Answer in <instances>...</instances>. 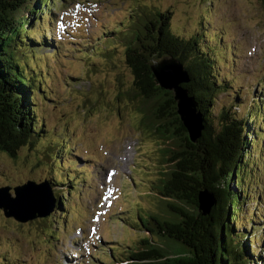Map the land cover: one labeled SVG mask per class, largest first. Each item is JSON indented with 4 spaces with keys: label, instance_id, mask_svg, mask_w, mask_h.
Wrapping results in <instances>:
<instances>
[{
    "label": "rangeland",
    "instance_id": "rangeland-1",
    "mask_svg": "<svg viewBox=\"0 0 264 264\" xmlns=\"http://www.w3.org/2000/svg\"><path fill=\"white\" fill-rule=\"evenodd\" d=\"M54 4L56 19L47 33L58 43L37 48L30 57L40 77L48 79L44 85L50 98L37 97L46 139L36 147H22L16 158L0 151V187L11 186L14 194L13 187L42 183L52 175L57 178L52 184L54 205L61 200L62 209L53 211L54 218L51 214L28 222L6 217L0 209V262L4 255L18 264H124L147 236L133 227L140 223L138 215L145 218L160 210L161 201L150 186L165 167L159 162V141L140 126L141 115L125 94L133 81L124 61L125 46L115 34L107 38L103 33L119 30L142 6L169 10L172 30L184 37L205 27L213 39L208 44H215L218 79L228 84V91L217 93L214 111L229 106L231 113L244 116L254 97H264V0ZM173 62L169 57L157 61L156 70ZM260 166L239 217L247 212L257 216V252L264 256V243L258 242L264 235V159ZM61 188L65 200L58 195ZM247 227L251 232V221ZM154 240L163 242L158 236Z\"/></svg>",
    "mask_w": 264,
    "mask_h": 264
},
{
    "label": "trees",
    "instance_id": "trees-1",
    "mask_svg": "<svg viewBox=\"0 0 264 264\" xmlns=\"http://www.w3.org/2000/svg\"><path fill=\"white\" fill-rule=\"evenodd\" d=\"M56 2L0 0V151L13 158L22 147H36L46 139L37 97L50 98L44 85L48 79L43 74L40 77L30 57H35L31 53L37 48L50 49L58 43L47 33L56 19L51 12ZM129 19L103 37L115 34V40L125 46L124 61L133 75L125 94L141 115L140 126L159 141V162L165 168L150 186L161 201L160 210L145 218L138 215L140 223L134 222L133 227L147 236L121 262L264 264L256 246L257 216L247 212L239 217L250 200L251 178L264 159V97H254L244 116L231 113L229 106L216 114L217 93L228 91V84L218 79L220 65L212 53L215 44H208L213 40L209 31L204 32V27L199 34L184 37L172 30L169 10L143 6ZM168 57L182 64L188 74L189 81L180 85L202 117V134L196 140L179 113L176 91L162 86L157 78L155 63ZM51 177L47 181L52 187L57 178ZM204 191L215 199L208 213L200 202ZM65 193L61 188L58 195L65 200ZM60 201L54 211L62 209ZM258 242L264 243V235ZM3 257L0 264H18L17 259Z\"/></svg>",
    "mask_w": 264,
    "mask_h": 264
},
{
    "label": "water",
    "instance_id": "water-1",
    "mask_svg": "<svg viewBox=\"0 0 264 264\" xmlns=\"http://www.w3.org/2000/svg\"><path fill=\"white\" fill-rule=\"evenodd\" d=\"M159 82L167 89L176 91L179 100V113L190 132L193 140L201 136L203 125L202 117L197 112L196 103L188 96V91L181 87L182 82H188L189 77L184 67L179 62H173L164 68L157 69ZM0 187V209H3L6 217H13L19 222H28L39 217H47L54 211L55 201L50 183L46 180L42 183L28 181L13 187ZM201 207L205 213L210 212L215 199L213 195L202 192L200 195Z\"/></svg>",
    "mask_w": 264,
    "mask_h": 264
}]
</instances>
